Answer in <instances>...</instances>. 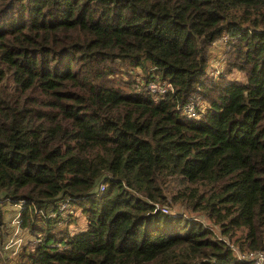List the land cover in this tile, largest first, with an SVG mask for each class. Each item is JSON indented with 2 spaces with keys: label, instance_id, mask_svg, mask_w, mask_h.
<instances>
[{
  "label": "trees",
  "instance_id": "trees-1",
  "mask_svg": "<svg viewBox=\"0 0 264 264\" xmlns=\"http://www.w3.org/2000/svg\"><path fill=\"white\" fill-rule=\"evenodd\" d=\"M155 78L165 94L137 90ZM63 202L82 231L57 227ZM248 251L264 252V0H0V264Z\"/></svg>",
  "mask_w": 264,
  "mask_h": 264
},
{
  "label": "rangeland",
  "instance_id": "rangeland-1",
  "mask_svg": "<svg viewBox=\"0 0 264 264\" xmlns=\"http://www.w3.org/2000/svg\"><path fill=\"white\" fill-rule=\"evenodd\" d=\"M222 50H223V40H216L215 42L212 43V45L209 48V57L207 61V72L212 73V75L214 76L218 75L219 71L221 70L223 66ZM130 69H127L128 73L131 74V77L135 78V80L138 81L140 79L141 72L143 73L144 71L138 68H130ZM214 71H217V74H215ZM126 77L127 76L125 75V78ZM243 77L244 76L241 72L233 71L232 73L229 74L228 79L244 80ZM202 109H203V104L198 103L197 104L198 115H200V113L202 112ZM63 214H66V216L65 218H63L64 221L60 225H57L58 228L63 229V227H66V228L68 227L67 229H68L69 234L74 233V232H80L85 228L86 226L85 216L82 214L80 210H78L77 208H74V206L66 207ZM16 234L17 232L15 233V236ZM19 239H20L19 243L23 244V241L21 240V238Z\"/></svg>",
  "mask_w": 264,
  "mask_h": 264
},
{
  "label": "built area",
  "instance_id": "built-area-1",
  "mask_svg": "<svg viewBox=\"0 0 264 264\" xmlns=\"http://www.w3.org/2000/svg\"><path fill=\"white\" fill-rule=\"evenodd\" d=\"M215 74H217V71H214ZM169 88V83L151 79L145 83L143 86H138L137 90L140 92H146L155 96H160L166 93V91ZM180 113L182 116L185 118H196L198 116L197 113V103L190 99L187 102H185L180 108ZM100 189L103 188V184H100ZM66 207V203H61L59 206V211H63L64 208ZM156 209L160 210L162 213H166L167 210L164 206H156L154 207L155 211ZM17 222V221H16ZM15 233H13V237H10V240L7 241V244L5 246L10 247L14 245L16 248L20 245V239L15 237ZM238 258L240 260L248 261L250 264H264V252L262 251H248V252H243V253H238L237 254Z\"/></svg>",
  "mask_w": 264,
  "mask_h": 264
}]
</instances>
